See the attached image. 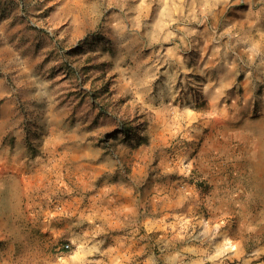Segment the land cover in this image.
Instances as JSON below:
<instances>
[{
  "label": "rangeland",
  "instance_id": "obj_1",
  "mask_svg": "<svg viewBox=\"0 0 264 264\" xmlns=\"http://www.w3.org/2000/svg\"><path fill=\"white\" fill-rule=\"evenodd\" d=\"M261 2L0 0V264H264Z\"/></svg>",
  "mask_w": 264,
  "mask_h": 264
},
{
  "label": "crops",
  "instance_id": "obj_2",
  "mask_svg": "<svg viewBox=\"0 0 264 264\" xmlns=\"http://www.w3.org/2000/svg\"><path fill=\"white\" fill-rule=\"evenodd\" d=\"M261 6L260 11L262 10L264 12V0H262L261 4L259 5ZM219 12L216 11V18L218 17ZM224 24H227L228 29H233L234 25H235V21H231L229 18L225 20ZM242 33L244 34V31H242ZM93 242V241H92ZM91 242V243H92ZM111 244H116L117 242L111 240ZM88 243V241H87ZM95 243V241L93 242V244ZM111 256V260L110 263H116L118 264L119 260V255L117 253H113V251H111V253L109 254ZM119 260V261H118ZM146 261L143 262V264H157V256L155 255V253L151 250L149 252V254L146 255Z\"/></svg>",
  "mask_w": 264,
  "mask_h": 264
},
{
  "label": "bare ground",
  "instance_id": "obj_3",
  "mask_svg": "<svg viewBox=\"0 0 264 264\" xmlns=\"http://www.w3.org/2000/svg\"><path fill=\"white\" fill-rule=\"evenodd\" d=\"M223 246H224V250L234 251L236 249L234 243L227 237L225 238Z\"/></svg>",
  "mask_w": 264,
  "mask_h": 264
},
{
  "label": "trees",
  "instance_id": "obj_4",
  "mask_svg": "<svg viewBox=\"0 0 264 264\" xmlns=\"http://www.w3.org/2000/svg\"><path fill=\"white\" fill-rule=\"evenodd\" d=\"M126 134L129 132V130H125Z\"/></svg>",
  "mask_w": 264,
  "mask_h": 264
}]
</instances>
